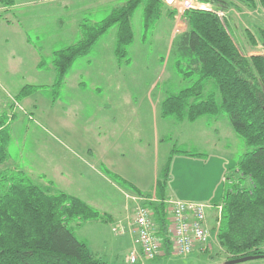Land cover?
<instances>
[{
  "label": "rangeland",
  "instance_id": "rangeland-1",
  "mask_svg": "<svg viewBox=\"0 0 264 264\" xmlns=\"http://www.w3.org/2000/svg\"><path fill=\"white\" fill-rule=\"evenodd\" d=\"M203 1L205 2V0ZM245 1L226 0L228 6H231L233 10L225 11L224 9V20L238 45H240V35H251L255 44L249 45V52L256 51V54H259L263 49L261 46L263 38L260 35L261 31L257 30L256 32L254 26L264 20V15L257 4L252 7ZM122 2L123 0H118L119 4ZM218 4L221 3L218 2ZM45 6H40L37 10L34 7L30 8L29 15L25 11L14 12L11 10L5 13L4 20L0 19L1 81L8 77L31 80L35 76L31 65L40 59L44 60L45 70L50 65V51L59 48L60 45L57 42L56 31L49 25V20H44L40 25L36 13H41ZM112 6L85 8L83 16L91 20L100 19L102 15L109 12ZM233 6H238L239 9L236 10ZM142 11L143 6L140 4L134 10L131 18L133 41L126 48L127 55L129 58L131 57L128 64L121 63L120 67L116 66L117 59L113 56L111 58L110 52L106 51L114 43L115 25L96 41L89 54L80 57L73 65L71 64L69 71H74L76 75V77L72 75V79L78 78L77 81H83L86 85L101 87V92L96 93L97 97L86 99L85 95L79 94L77 101L81 106L73 116L66 112L61 113L64 106L52 101L50 93H47L46 96L50 98L48 102L42 93L32 92L27 98L28 104L35 103L37 106L36 108H26L28 113L24 117L22 127L12 133L10 129V127L13 128L12 124L9 126L7 133H10L12 138L8 139L7 147L15 161V168L26 170L34 183L51 182L57 188V186L61 187L58 181H65L67 183L65 190L70 189L78 192L81 191L68 187V180L77 171L84 172L86 168L93 173L94 170L91 167L93 165L96 169L101 170V174L108 178L112 186H115L116 182L122 184L118 178L121 176L123 180L125 179L124 181L133 182L144 192H150V186L153 183L155 192L156 180L161 177L166 164L169 171L166 192L170 194L168 196L171 199L199 202L210 206L209 204H213L215 199L216 201L220 200L223 194L224 186L221 175L236 174L234 172L235 165L241 154L246 151V145L243 139L234 132L224 112L217 115L218 119L207 117L209 125L217 128L216 135L213 134V128H208V131H205V129L193 126L194 124L189 122L185 124L170 117L165 118L167 120H162L159 109L163 98L167 94L177 92L189 85V81H182L180 78L181 74L176 66L177 50L173 42L169 43L171 24L173 23V27L175 23L182 24L186 29V23L183 18L173 22L170 17L162 15L158 19L150 20L149 25L146 26ZM2 13L1 9L0 14ZM25 15L29 18L23 19ZM59 15L66 23L69 19L82 17L81 12L70 10L61 11ZM14 18L20 22L15 23ZM6 20L9 21L10 26L4 24L7 23ZM234 23L244 27L243 31L239 32L240 35ZM25 32L30 39L29 43L23 40ZM262 32H264V27ZM174 35L176 38L179 34ZM53 38L55 40H52ZM96 53L102 56L89 65L90 61L87 62L86 59ZM21 61L22 67L17 65ZM84 67L88 69L87 75L78 76L77 69H80L81 72ZM98 67L104 68L101 70V74L97 73ZM120 69L121 71L118 72ZM8 72L13 75L9 76ZM4 73H7L8 76ZM51 79L50 74L45 75L41 83H49ZM209 83L206 90L213 93L219 103L220 96L217 85L212 80ZM116 87L119 88L117 99L125 97L128 100L125 106L127 117L144 116V119H149L152 112L158 111L159 122L156 124L155 131L159 137L157 148L153 145L154 131L150 121L147 124L144 121V134L149 141H146L145 137L140 138L136 134L129 133L124 139L114 141L111 140L114 136L108 134L106 139L109 141H105L104 144L103 140L96 137L105 133L102 127L95 125L99 128L98 132L88 129L90 119H102L101 115L103 114L112 116L113 110L106 111L107 109L100 108L99 104L106 99L105 95L110 92L112 95V91ZM23 98H21L22 101ZM148 101L157 104L158 108L151 107V103ZM56 113L66 115L73 125L62 127L56 118ZM171 119L175 122L172 123ZM138 126L142 128V124ZM71 129L73 130L71 131ZM139 133L141 136L142 131ZM152 135L153 137H151ZM121 144L127 146V149L118 150L116 147ZM88 150H92L93 154L90 155ZM100 150L103 155L105 152L110 155L114 170L98 163L97 155L101 153ZM184 151L203 154L187 155ZM19 152H21V157L18 156ZM209 158L214 162H211L210 167L203 162ZM224 163H227V166ZM4 167L10 169L13 166L6 164ZM220 168H222L221 174ZM154 170H156V175L153 181ZM60 171L63 177H60ZM89 171L83 174L86 194L93 200L96 198L93 196V191L99 193L103 198L110 197L107 191H99V189H105L104 184L109 188L112 187L110 183L102 178L100 180L97 171L95 172L97 177H93ZM241 182L244 185H249L248 179L244 178ZM95 184L99 186L94 190ZM228 185L231 186V183ZM123 196L121 194L112 195L110 204L113 202L115 206H118L120 199L123 200ZM212 199L214 200L211 201ZM105 201H97L96 210L101 211L109 204L107 200ZM104 209L110 211L109 208ZM125 210L126 216L123 221L127 219L126 221L130 222L131 208ZM217 210L214 207H206L204 210L206 225L211 230L210 239L205 249L201 247L200 251L193 250L186 255H177L171 249L168 254L149 260L146 264H228L225 254L213 237ZM100 215L102 216L87 221L73 220L69 223V228L73 235L85 243L92 253L109 264H129L125 260L129 249L120 241L121 238L117 236L118 234L111 232L108 213H100ZM260 247L264 251V241ZM231 264H264V256Z\"/></svg>",
  "mask_w": 264,
  "mask_h": 264
},
{
  "label": "trees",
  "instance_id": "trees-1",
  "mask_svg": "<svg viewBox=\"0 0 264 264\" xmlns=\"http://www.w3.org/2000/svg\"><path fill=\"white\" fill-rule=\"evenodd\" d=\"M1 1V0H0ZM228 4L226 0H205ZM257 4L264 14V0H246ZM244 2V3H245ZM142 4L145 25L164 14L163 0H127L113 7L99 20H84L79 25L78 39L53 51L51 66L54 79L49 90L51 100L59 92L73 61L90 52L96 41L115 25L114 54L120 63L130 60L127 46L133 41L131 18ZM216 10H224L216 8ZM168 16L173 17V11ZM186 29L173 41L177 50L176 66L189 85L167 94L160 103L163 118L193 122L199 117L218 119L226 113L234 132L246 145L232 176H224L220 200L209 207H220L215 218L214 236L226 260L264 254V55H245L230 34L224 16L202 9L182 13ZM255 44L253 37L249 36ZM264 42V39L263 41ZM215 82L220 101L206 90ZM39 86L27 84L20 96ZM7 130L0 120V264H109L96 256L71 232L73 220H91L102 215L83 200L51 185L36 184L20 169L3 167L9 155ZM187 155L203 153H191ZM156 180V202L144 203L153 214V229L162 249L169 253L166 182L168 165ZM248 179L249 185L241 180ZM122 186L137 192L132 185ZM231 183V186L228 185ZM216 201V202H215ZM206 214V213H205Z\"/></svg>",
  "mask_w": 264,
  "mask_h": 264
},
{
  "label": "crops",
  "instance_id": "crops-1",
  "mask_svg": "<svg viewBox=\"0 0 264 264\" xmlns=\"http://www.w3.org/2000/svg\"><path fill=\"white\" fill-rule=\"evenodd\" d=\"M126 1L127 0H123L122 4H124ZM122 4H119L118 0H1L0 1V10L2 9L3 13L0 14V19L4 20L3 18L6 16L5 13L8 12V11H11V10L14 11V12H16L17 10L25 11V13L27 15H29L30 8L34 7L37 10L38 7L46 5L41 13H36L37 16L39 17L40 25H41V23L44 20H49V25L51 26V28H53L56 31L57 42L60 45L59 48H62L65 45L73 43V42H75L78 39L80 23H82L84 20H87V19L91 20L90 18H85V16H83V14L85 13L83 11V9L91 8V6L92 7H110V5H113L111 7V9H112L113 7H116V6H119V5H122ZM210 4L214 8L215 7L216 8H221L222 7L223 9H225V11L226 10H233V8L231 6H228V4H224L223 5V4H218V2H214V3H210ZM165 6H167V5H164V14L163 15L166 16L167 18H169V16H168L169 12L173 11V13H174V10H173L172 7L170 8V7L167 6L168 7L167 8ZM233 7L236 10L239 9L238 6H233ZM64 10H70L72 12H74V11L81 12L82 13V17L80 19H78V18L69 19V20H67V23H66V21H64L63 18L59 15V13L61 11H64ZM222 11H224V10H222ZM261 12H262V10H261ZM106 14L102 15V17H104ZM28 18L29 17L26 16V15L23 16V19H28ZM170 19H172V21L174 22V14H173V17L170 18ZM95 20H99V19H92V21H95ZM6 22L7 23H4V24L10 26L8 24L9 21L6 20ZM14 22L15 23L16 22H20V20H17V19L14 18ZM171 25H172V30H171V35H170V38H169V43H172L174 41V39H175L174 38L175 35L173 34V23ZM234 25H235L236 29L238 28V34H239L240 31H243V28H244L243 26H241L239 24L236 25L235 23H234ZM254 27H255L254 29H255L256 32H257V30L261 31L260 35L264 39V32H262V28L264 27V20L260 21V24L254 26ZM6 28H8V27H6ZM240 38H241V40H239L240 41V45H238V43H237V45L239 46V48H241L242 52L245 55H247V56L256 54V51L254 53L253 52H249V45L251 44L253 46L251 38L249 36H247V35H243V36L240 35ZM6 39H8V37H6ZM248 39H249L250 42L248 41ZM23 40H25L28 43L30 41V39L28 37V34L26 32L24 34ZM52 40H55V38H53ZM261 46H262L263 49L257 55H264V42L262 43ZM59 48H56V49L54 48V49H52L50 51L51 52L50 60H51V55H52L53 51H55V50H57ZM113 49H114V43L106 51L110 52V57L111 58H112V56H113V58H116ZM84 56H81V57H84ZM100 56H102V55H99V53H96L93 56H89L86 59V61L87 62L90 61L89 62V65H90L91 62L96 61ZM79 58L80 57L76 58L73 61V63L76 60H78ZM116 59H115V61H116ZM130 61H131V57H130ZM73 63H72V65H73ZM120 64L121 63L117 60L116 61V66L120 67ZM125 64H128V62H125ZM17 65H20V67H22L23 66L22 61L19 64H17ZM31 68L34 69L35 76H33L31 78V80H29V81L27 80L28 78H25V79L22 78L21 80H19L18 78L15 79V78H9V77L7 79L5 78L4 81L0 80V120H3V122L5 123L6 130L9 129V126L11 124H12L11 126L13 128L16 127L15 129L10 127L12 133H13V131H16L18 128L23 126L24 117L28 113L26 108H28V107L29 108H31V107L32 108H36V106H37L35 103H32L31 105L28 104V99L27 98H28L29 95H31L32 92L42 93L43 96L45 98H47L46 100L48 102H49L50 98L51 99L53 98V97H50V98L46 97L47 93H50V92H49L48 88L44 89L45 86L49 87V85H51V83H52V81L54 79V71L52 69L51 63H50L49 66H47V68L45 70L44 60L40 59L38 62L33 63L31 65ZM102 69H104V68L103 67H98L96 69L97 73L101 74V70ZM37 70H43V71H37ZM69 70H70V68H69ZM69 70H68V72H67V74L65 76L64 82L60 86L59 92L54 96L55 97L54 102H57L58 104H61L62 106H64V109H63V111L61 113H63V112L65 113L66 112V113H69V114L75 116L77 109L81 106V104L77 101V99L79 97V94L85 95L86 99L89 98V97L92 98V99H95V97H97L96 93H100L101 92V87L100 86L97 87V86H94V85H86L83 81H77L78 78L76 80L72 79V75L75 76V77H76V75H75L74 71H69ZM120 71H121V69L118 72H120ZM77 73H78V76L87 75L88 69H87V67H84L81 70V72H80V69H77ZM4 74L7 75V73H4ZM49 74H50V76H52V79L49 81V83H45V82L41 83V81L45 77V75H49ZM12 75H13V73H9V76H12ZM27 84L37 85L39 87L36 90H33L31 93H29L27 95L20 96V91H21L22 87H24ZM118 90H119V88L116 87L112 91V95H111V92L108 95H105L106 99L103 100L99 104V107L103 108V109H107L106 111H112L113 110L112 116H110V114H103V115H101L102 119H99V118L90 119L89 122H88V129L91 130V131H95L96 130V132H98L99 128L95 127V125L102 127L104 129L105 133H103L101 135H98L96 137L98 139L103 140L104 144H105V141H109L108 139H106L108 134L114 136L111 139V140H114V141H117V140L120 141V140L124 139L126 137V134H128V133L129 134H136L140 138L145 137V140L149 141L147 139V137L145 136V134H144V130H145L144 129V121H146V124L149 123V121H150L153 124V131H154L153 132V134H154L153 145H154L155 148H157L159 146V137L155 133V131H156V124L159 122L158 121L159 120L158 119L159 118L158 117L159 116L158 115V111H156L155 113L152 112V116L149 119H144V116L127 117V115L125 113V106H126L128 100L125 97L123 99H117ZM22 97H24L23 101L21 100ZM15 101L18 103V106H16ZM148 103H151V102L148 101ZM150 106L154 107L156 109L158 108L157 104H152L151 103ZM121 108H123V110H121ZM56 118L58 119L59 124L62 127H64V128L67 125H73V123L70 120L67 119L66 115H62L60 113H56ZM161 118H162V120H167V119H165L163 117H161ZM13 120H14V122H12ZM171 122L174 123L175 121H173V119H171ZM184 123L186 124L185 121H184ZM189 123L194 124L193 126H197L200 129L201 128L205 129V131H208V128H213V127H211L209 125V121H208L207 117H204V116L203 117H199L195 121L189 122ZM139 124H142V128H140V126H138ZM197 124H200L201 126L197 125ZM64 128H62V129H64ZM72 130L73 129H71V131ZM213 130H214L213 134L216 135L217 128L214 127ZM140 131H142L141 136H140V133H139ZM209 136H210V139H211V134ZM151 137H153V135ZM7 138L8 139L12 138L10 133L7 135ZM116 148L118 150H121V149L125 150V149H127V146H124V145L121 144V145H119ZM100 152L101 153H98V155H97L98 163L99 164L102 163L104 167H107L108 169L111 168V169L114 170V166L112 165L110 155H107L108 154L107 152H105V154L103 155L102 154V150H100ZM88 153L90 155L93 154L92 150H88ZM18 156L21 157V152L18 153ZM224 161H226V160L224 159ZM203 162H205V164H207L210 167V164H211L212 161L209 158V159H206ZM212 163H214V162H212ZM4 164L5 165L6 164L12 165L13 167L10 168L12 170L20 169L19 167L15 168V166H14L15 165V161L12 159L11 152H9L8 158L6 160V163H4ZM224 164H226V166H227V163H224ZM5 165H3V167ZM91 167L94 170L93 173H91L86 168V170L84 172L83 171H77L70 178V180H68V182H69L68 187L69 188L78 189L81 192L70 190V189L69 190H65L66 187H67V183L65 181H58V184L62 188L59 187V186H57V188L54 187L51 184V182H44V183H42L40 185H48L49 184L56 190L63 191V192H65V193H67V194H69L71 196H74V197H77V198L83 200L84 202H86L89 206H91L95 210H96V205H98V204H96L97 201L101 200L102 202H106L105 200H107L109 202V204H107V206L104 207V208H109L110 211H107L104 208H102L101 211L100 210L99 211L97 210V211L100 212L101 214L108 213L109 219L111 221V228H112V225H115V226H118L120 224L125 225V228L123 227V230H125L124 233L119 234L117 236H120V238H121L120 241L123 242L128 247V249H129L128 253L131 251V249L133 247H136L138 250H140L138 245H137V243L135 242V237H134L135 234H134V232H132V229L131 230L128 229L129 225H128V223H126L127 219L125 221H123L125 219L124 217L126 216V210L125 209L126 208H129V209L132 208L133 203H132V201L124 198L123 194L121 193V190H128L130 192H133V191L127 189L126 187H123L119 182H116L115 186H112V184L110 183L108 178L105 177V175L101 174V170L96 169L94 165L91 166ZM220 169H221V171H220V174H221L222 173V168H220ZM22 171L25 172L27 175H29V173L26 170H22ZM88 171H89V174H93V177H95L98 174L97 176H98L99 179L100 178L105 179L106 181H108L110 183V185L113 188L112 187L109 188L108 185L104 184L103 186H104L105 189H99V191L100 190L107 191V193L110 195V197L107 196L106 198H103L99 193H96V191H93V196L96 197L95 200H93L92 197L90 198L88 196V194H86V191L84 190L85 185L83 183L84 182L83 174L85 172H88ZM42 175H43V173H42ZM155 175H156V170H154L153 181L155 179ZM223 176L224 175H221V179L223 178V186H224L225 185L224 182H227V181L224 179ZM60 177H63V174H62L61 171H60ZM118 178H120V180H123L121 176H119ZM126 182L128 184L132 185V188L135 191H137V192H135V194H138V195L141 194L142 196L144 195L146 197L150 196L152 194H155L154 189H153V186H154L153 183L150 186V192H148V191L144 192V191L140 190L133 182H128V180ZM98 186L99 185L95 184L94 190ZM152 189H153V191H152ZM223 189H224V187H223ZM115 194H118V195L121 194V196H123V200L121 201V199H120L118 206H115V204H113V202H112V204H110L111 196L115 195ZM168 195H170V194L167 192V196ZM214 199H212L211 201H213ZM130 203H131V206H130ZM151 212H152V210H151ZM152 214H153V212H152ZM168 218H169V216L167 215V219ZM127 225H128V227H127ZM170 250H171V246H170ZM170 250H169V252H170ZM195 250H197V248ZM127 254H126V256H127ZM165 254H166V252H165L164 249H162V245H161V254L159 256H162V255H165ZM126 256H125V258H126Z\"/></svg>",
  "mask_w": 264,
  "mask_h": 264
},
{
  "label": "built area",
  "instance_id": "built-area-1",
  "mask_svg": "<svg viewBox=\"0 0 264 264\" xmlns=\"http://www.w3.org/2000/svg\"><path fill=\"white\" fill-rule=\"evenodd\" d=\"M164 3L174 10V21L182 19V13L189 9H202L215 12L219 17L224 16V12L216 10L211 4L203 0H163ZM185 31L182 24H174L173 34H181ZM16 106L18 103L15 101ZM125 199L132 201L131 218L127 227L135 234V242L140 250L133 247L126 256L125 260L129 264H146L161 254V241L153 229L152 212L144 203L156 202L155 194L142 196L128 190H121ZM169 213L168 236L171 242V249L177 255H186L191 251L206 247L209 242L211 230L206 225L205 208L207 204L192 202L187 200L164 199ZM219 206L217 207L219 211ZM125 225H113L111 231L114 234H122ZM214 239L215 236L213 235ZM216 240V239H215ZM211 245V243H210ZM209 245V246H210Z\"/></svg>",
  "mask_w": 264,
  "mask_h": 264
},
{
  "label": "water",
  "instance_id": "water-1",
  "mask_svg": "<svg viewBox=\"0 0 264 264\" xmlns=\"http://www.w3.org/2000/svg\"><path fill=\"white\" fill-rule=\"evenodd\" d=\"M261 256H264V254H255V255L241 256V257H238V258H235V259L227 260V262H228V264H231V263H236V262L248 260V259L255 258V257H261Z\"/></svg>",
  "mask_w": 264,
  "mask_h": 264
}]
</instances>
